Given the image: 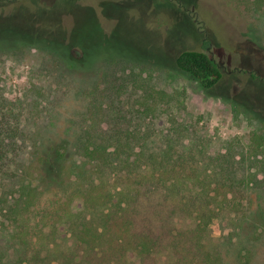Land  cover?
<instances>
[{"label":"rangeland","instance_id":"374dc122","mask_svg":"<svg viewBox=\"0 0 264 264\" xmlns=\"http://www.w3.org/2000/svg\"><path fill=\"white\" fill-rule=\"evenodd\" d=\"M254 1L0 0V193L22 179L35 187L26 215L34 237L63 243L59 218L80 205L49 153L67 141L65 158L73 154L90 91L109 104L123 86L120 121L131 130L152 125L165 135L174 124L204 154L254 153V134L264 139V6ZM186 50L220 65L213 89L177 70ZM255 154L260 163H249L250 172L264 179V146ZM249 197V211L264 215V187ZM254 224L231 237L228 214L210 226L221 264H236L240 245L250 264H264V232L252 241Z\"/></svg>","mask_w":264,"mask_h":264},{"label":"trees","instance_id":"16d2710c","mask_svg":"<svg viewBox=\"0 0 264 264\" xmlns=\"http://www.w3.org/2000/svg\"><path fill=\"white\" fill-rule=\"evenodd\" d=\"M254 2L264 6V0ZM175 66L203 91L222 76L220 65L203 51L181 52ZM123 89L112 91L109 104L102 91L88 92L73 154L65 158L67 141L49 153L60 185L66 182L69 197L80 199L59 218L63 243L29 232L26 215L38 193L30 182L22 179L0 193V264H221L210 240V226L221 214L231 217L230 237L249 221L255 223L252 241L264 232V215L249 211V194L264 187L262 173L249 167L260 163L255 153L264 146L262 136L254 134L252 155L237 157L230 149L204 154L180 138L185 129L179 125L165 135L152 125L131 130L120 121ZM239 250L236 264H250V249Z\"/></svg>","mask_w":264,"mask_h":264}]
</instances>
